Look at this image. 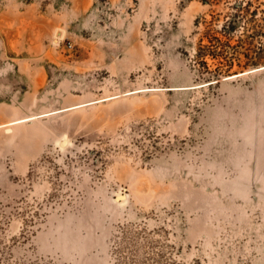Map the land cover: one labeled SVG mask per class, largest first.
Wrapping results in <instances>:
<instances>
[{"label": "rangeland", "instance_id": "rangeland-1", "mask_svg": "<svg viewBox=\"0 0 264 264\" xmlns=\"http://www.w3.org/2000/svg\"><path fill=\"white\" fill-rule=\"evenodd\" d=\"M228 5L0 0V264H264V0L195 57Z\"/></svg>", "mask_w": 264, "mask_h": 264}, {"label": "trees", "instance_id": "trees-1", "mask_svg": "<svg viewBox=\"0 0 264 264\" xmlns=\"http://www.w3.org/2000/svg\"><path fill=\"white\" fill-rule=\"evenodd\" d=\"M205 5L214 6L219 5L224 0H201ZM228 5V11L225 13L226 19L218 30L206 29L200 38L199 47L196 50V60L205 67H208L207 58H211L215 61L221 60L224 56L226 46L230 44V37L245 24V18L255 11L252 9L253 0H225ZM215 8V7H214ZM252 11V12H251ZM253 15V14H252ZM204 17V16H203ZM202 16L197 18V24L203 18ZM211 17H214L211 14ZM205 21V20H204ZM221 62V61H220ZM218 63V68H219ZM222 68H219L213 75H208L206 78H211L220 75Z\"/></svg>", "mask_w": 264, "mask_h": 264}, {"label": "bare ground", "instance_id": "bare-ground-1", "mask_svg": "<svg viewBox=\"0 0 264 264\" xmlns=\"http://www.w3.org/2000/svg\"><path fill=\"white\" fill-rule=\"evenodd\" d=\"M260 68V67H259ZM248 71H245V72H240V73H238L237 75H242V74H245V73H247ZM230 77V76H229ZM232 77H233V75H232ZM110 98V97H109ZM14 124H15V122H13Z\"/></svg>", "mask_w": 264, "mask_h": 264}, {"label": "water", "instance_id": "water-1", "mask_svg": "<svg viewBox=\"0 0 264 264\" xmlns=\"http://www.w3.org/2000/svg\"><path fill=\"white\" fill-rule=\"evenodd\" d=\"M65 143V140L61 141L60 145L62 146ZM119 199V197H118Z\"/></svg>", "mask_w": 264, "mask_h": 264}]
</instances>
